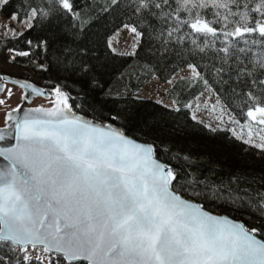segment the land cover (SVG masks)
I'll use <instances>...</instances> for the list:
<instances>
[{
  "label": "snow or ice",
  "instance_id": "obj_1",
  "mask_svg": "<svg viewBox=\"0 0 264 264\" xmlns=\"http://www.w3.org/2000/svg\"><path fill=\"white\" fill-rule=\"evenodd\" d=\"M0 19V264H264V0Z\"/></svg>",
  "mask_w": 264,
  "mask_h": 264
},
{
  "label": "rangeland",
  "instance_id": "obj_2",
  "mask_svg": "<svg viewBox=\"0 0 264 264\" xmlns=\"http://www.w3.org/2000/svg\"><path fill=\"white\" fill-rule=\"evenodd\" d=\"M3 22V20L2 19H0V23H2Z\"/></svg>",
  "mask_w": 264,
  "mask_h": 264
},
{
  "label": "flooded vegetation",
  "instance_id": "obj_3",
  "mask_svg": "<svg viewBox=\"0 0 264 264\" xmlns=\"http://www.w3.org/2000/svg\"><path fill=\"white\" fill-rule=\"evenodd\" d=\"M0 126H2V125H0Z\"/></svg>",
  "mask_w": 264,
  "mask_h": 264
}]
</instances>
